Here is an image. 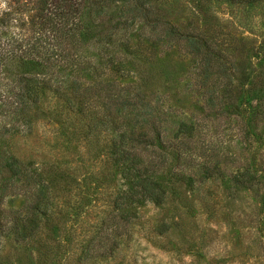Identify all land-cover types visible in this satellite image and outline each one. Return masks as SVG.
Wrapping results in <instances>:
<instances>
[{"label":"trees","instance_id":"16d2710c","mask_svg":"<svg viewBox=\"0 0 264 264\" xmlns=\"http://www.w3.org/2000/svg\"><path fill=\"white\" fill-rule=\"evenodd\" d=\"M8 1L16 6V12H0V26L16 20L22 30L4 41L6 51L0 54L3 70L18 71V100L7 113H25L43 94L46 114L57 124L51 161L41 168L52 180L45 185L46 195L42 187L32 189L26 212L19 219L11 218L9 230L15 241L34 235L37 217H44L48 234L59 233L64 239V254L76 255L83 264H96L99 258L114 253L121 238L130 235L128 226L137 217V204L165 198L162 177L169 155L173 153L175 167L185 169L179 178L188 182L196 171H202L203 177L224 175L222 163L230 158L219 149L222 134L214 142L202 133L208 119L223 122L221 118L240 106L237 95L240 100L247 98L245 102L256 101L249 109L251 117L264 115V52L260 68L250 77L246 67L252 46L247 47L241 37L224 33L221 25L178 27L161 15L163 6L173 0ZM118 1L122 6L114 13L111 7ZM194 1L201 9L209 0ZM225 1L245 5L264 2ZM135 20L142 23L146 34L133 43L128 27ZM120 25L125 27L123 32L118 31ZM159 46L167 55L173 46L190 55L198 68L195 88L204 97L203 114L196 123H181L174 135L176 141L165 138V114L152 85L154 80L172 75L169 68H160L161 63L170 65L169 58H155ZM153 68L157 70L152 72ZM133 69L142 75L141 82L123 83ZM235 77L247 80L238 94ZM239 121L237 134L250 140L253 131L247 127L249 123ZM31 127L29 123L28 129ZM10 165L2 167L6 178L18 174L28 183L31 176L41 177L37 168L29 175ZM171 169L172 164L165 171ZM118 173L124 179L120 186ZM249 173L238 165L228 181L249 183ZM45 257L43 251L38 253L42 262Z\"/></svg>","mask_w":264,"mask_h":264},{"label":"rangeland","instance_id":"374dc122","mask_svg":"<svg viewBox=\"0 0 264 264\" xmlns=\"http://www.w3.org/2000/svg\"><path fill=\"white\" fill-rule=\"evenodd\" d=\"M121 6L122 2L118 1L112 4L111 10L117 13ZM163 9L161 15L180 28L191 24L200 28L206 23L221 25L227 35L243 38L247 47L252 46L247 57L250 64H247L246 74L251 77L257 73L264 52V2L245 5L209 0L199 9L194 0H173ZM3 11L12 15L16 6L8 0H0V12ZM141 25L135 20L128 27L133 43L146 34ZM124 29L123 25L118 27L119 32ZM20 30L22 27L16 20H10L7 27L0 26V54L6 51L4 41ZM113 48L121 49L119 46ZM155 53V58L160 61L169 58L170 62L169 66L161 63L160 68H169L172 75L162 76L152 85L165 114L162 126L165 138L176 141L174 135L181 123H196L203 114L204 97L195 88L198 68L190 55L176 46L169 49L168 55L165 50L161 53L160 46ZM17 76V69L3 70L0 64V264H83L76 255L64 254V239L59 233L48 234L44 217H37L38 231L20 241H15L9 230L11 218L19 219L26 212L25 206L32 200V189L42 187L43 195H46L45 185L48 186L52 178L45 168H41L51 161V141L57 127L46 114L43 94L39 102L30 104L25 113L20 114L19 110L17 114L7 113L18 100L15 95L19 87ZM141 78L142 75L133 69L122 81L135 83L141 82ZM246 83L247 80L235 77L237 94L241 84L246 87ZM152 85L146 94L152 90ZM25 99L30 102L29 97ZM148 100L153 102L151 97ZM245 101L247 98L240 100L237 95L236 102L240 106L235 112L221 118L223 122L220 124L218 119H208L207 126L201 130L206 140L211 138L214 142L218 140L217 135L222 134L219 149L230 158L222 163L224 175L213 173L203 177L202 171H196L192 181L188 182L179 178L178 174L185 169L175 167V157L173 153L169 155L162 177L165 198L161 202L145 200L137 204V217L128 226L131 227L130 235L121 238L114 253L99 258L96 264H264V115L251 117L249 109L256 105V101ZM241 119L249 123L247 127L253 131L248 141L237 134ZM8 162H11L10 167L25 170L29 175L33 168H37L41 170V177L35 179L31 176L28 183H23L18 174L6 178L2 167ZM170 164L172 169L167 173L165 170ZM238 165L249 169V183H229L228 177ZM123 180L118 173L119 186ZM162 225L165 227L160 231ZM45 246L50 248L49 251L44 250ZM40 251L47 254L43 258L45 262L38 258Z\"/></svg>","mask_w":264,"mask_h":264}]
</instances>
